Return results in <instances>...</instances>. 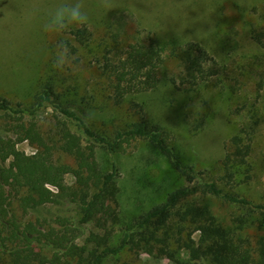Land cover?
I'll return each mask as SVG.
<instances>
[{
    "label": "trees",
    "instance_id": "1",
    "mask_svg": "<svg viewBox=\"0 0 264 264\" xmlns=\"http://www.w3.org/2000/svg\"><path fill=\"white\" fill-rule=\"evenodd\" d=\"M260 27L248 28L247 34L264 50V24ZM72 34L81 46L91 41L86 26ZM163 51L157 39L124 45L116 40L105 50L101 73L113 94L112 103L120 106L130 98V107L138 115L111 131L96 127L94 122L85 127L81 116L86 110L75 100L57 95L51 79L30 109L0 95L1 129L5 132L0 134V242L9 257L7 264H103L125 252L155 253L172 264H264V203L227 192L215 182L200 183V196H194L197 190L189 187L197 177L194 166L179 159L171 130L149 118L146 105L132 98L160 84ZM169 55L181 70L179 83L169 78L178 90L183 85L211 82L221 70L198 42L173 43ZM221 88L232 90L226 83ZM47 107L56 112L55 125L44 132L36 114ZM136 140L166 154L188 186L170 191L165 200L139 214L123 216L117 208V165L101 163L97 153L105 157L124 153ZM22 141L34 146L35 153L19 150L17 143ZM224 148L221 179L232 186L248 171L251 143L235 133ZM66 174L73 175L72 184L65 183ZM209 196L223 200L230 209H213ZM61 199L77 204V222L68 218L53 222L24 219L28 210ZM88 223H93L95 230L79 243L80 229Z\"/></svg>",
    "mask_w": 264,
    "mask_h": 264
},
{
    "label": "rangeland",
    "instance_id": "2",
    "mask_svg": "<svg viewBox=\"0 0 264 264\" xmlns=\"http://www.w3.org/2000/svg\"><path fill=\"white\" fill-rule=\"evenodd\" d=\"M61 2L64 0H0V95L30 109L51 79L57 95L75 100L86 113L95 112V126L111 131L138 115L130 107V98L120 106L112 103L113 94L101 73V58L116 40L124 45L157 39L164 48L160 84L132 98L146 105L149 118L171 130L179 159L194 166L197 177L189 183L197 190L194 196H200V183L215 182L227 192L264 203V50L257 48L247 34L248 28L264 24V0H112L115 7L107 11L99 6V0H85L90 17L86 27L92 34L85 47L72 34L82 26L59 34L42 30L48 12ZM30 11L34 16L29 21L25 14ZM61 40L68 42L78 57L76 66L66 70L53 66L55 46ZM186 41L200 43L221 70L211 82L197 87L183 85L178 90L169 82L174 77L179 83L181 75L169 48ZM224 83L233 92L223 91ZM55 115L52 107L37 112L36 119L44 132L55 125ZM3 126L0 121V134L5 133ZM71 127L77 130L73 124ZM235 133L250 141L251 151L246 175L231 186L221 179V161L225 143ZM17 148L27 155L36 151L27 141L18 142ZM97 158L109 166L117 165V208L123 216L139 214L165 200L170 191L188 186L171 159L143 140L133 142L124 153L105 157L98 152ZM73 181V175H65L66 184ZM208 200L219 212L231 207L214 196ZM57 218L77 222V204L61 199L28 210L24 216L28 221L53 222ZM80 230L79 243L95 228L88 223ZM8 260L0 242V264ZM103 264L172 263L155 253L125 252L107 258Z\"/></svg>",
    "mask_w": 264,
    "mask_h": 264
},
{
    "label": "clouds",
    "instance_id": "3",
    "mask_svg": "<svg viewBox=\"0 0 264 264\" xmlns=\"http://www.w3.org/2000/svg\"><path fill=\"white\" fill-rule=\"evenodd\" d=\"M99 6L106 11L115 7L112 0H99ZM34 11L27 12L25 18L31 20ZM47 20L42 25V30L52 33H64L73 27L87 26L90 17L86 11L85 0H64L57 4L47 14ZM78 57L73 52L72 46L66 41H59L55 46L53 66L57 70H66L76 66ZM97 118L95 112H88L81 116L85 127L89 126Z\"/></svg>",
    "mask_w": 264,
    "mask_h": 264
}]
</instances>
